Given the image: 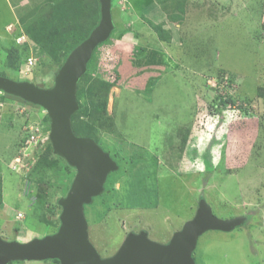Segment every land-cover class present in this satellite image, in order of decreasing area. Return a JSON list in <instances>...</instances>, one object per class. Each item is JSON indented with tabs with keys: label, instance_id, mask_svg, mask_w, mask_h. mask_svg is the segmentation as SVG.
I'll list each match as a JSON object with an SVG mask.
<instances>
[{
	"label": "rangeland",
	"instance_id": "obj_1",
	"mask_svg": "<svg viewBox=\"0 0 264 264\" xmlns=\"http://www.w3.org/2000/svg\"><path fill=\"white\" fill-rule=\"evenodd\" d=\"M40 1L0 0V74L49 88L88 25L64 32L55 56L28 37L19 42L22 10ZM112 16L115 29L80 82L87 92L100 79L116 81L108 98L115 126L100 132V145L119 169L85 206L91 242L102 257L131 232L168 243L204 198L218 217L245 220L203 233L196 264H264V0H114ZM1 99L0 236L29 241L56 229L43 215L62 210L57 203L73 173L61 162L39 166L41 149L25 148L33 127L51 125L46 109L5 93Z\"/></svg>",
	"mask_w": 264,
	"mask_h": 264
},
{
	"label": "water",
	"instance_id": "obj_2",
	"mask_svg": "<svg viewBox=\"0 0 264 264\" xmlns=\"http://www.w3.org/2000/svg\"><path fill=\"white\" fill-rule=\"evenodd\" d=\"M100 4L98 25L70 51L52 87L0 74V90L46 109L51 119L49 139L54 153L77 170L68 193L59 199L62 211L58 230L29 241L5 240L0 236V264L46 259H59L61 264H196L194 250L203 233L230 231L245 220L244 216L218 217L202 198L194 217L168 243L151 239L145 230L131 232L116 253L102 257L91 242L85 205L104 191L109 174L119 169L117 161L93 137L77 135L72 127V115L80 105L78 82L96 47L114 29L112 0H100Z\"/></svg>",
	"mask_w": 264,
	"mask_h": 264
},
{
	"label": "trees",
	"instance_id": "obj_3",
	"mask_svg": "<svg viewBox=\"0 0 264 264\" xmlns=\"http://www.w3.org/2000/svg\"><path fill=\"white\" fill-rule=\"evenodd\" d=\"M113 1L114 0H112V5ZM95 3V7H87L83 0H41L34 6L26 8L25 10H22L19 7L20 9L18 10H22L24 12L20 15L19 22L29 39L37 44L43 51H46L47 53L54 56L59 50L57 47L58 39L64 32H69L74 28L82 26L83 24H87L88 28L86 35L68 47V49L63 54L64 62L70 51L85 38H87L91 31L98 25L101 18L100 0H95ZM154 26L155 29L159 31L160 36L165 38V34H168V32H164L162 23H157ZM108 38L96 47L91 59L88 62L86 73L78 82L77 98L80 105L78 110H76L72 115V127L74 132L80 136L93 137L99 144L100 132L102 130L112 131L115 126L114 117L108 113V98L111 87L116 84V81L100 79L98 84L94 83L88 88L87 92L80 82L90 71V65L95 59L96 50L100 45L106 42ZM6 94L16 97L12 94ZM84 96L88 102L86 104H82L80 102V98ZM259 96L264 98L263 87L259 91ZM81 117H86L87 120ZM46 119L48 122L51 121L48 114L46 115ZM46 129L49 130L50 125H47ZM58 162L63 163L67 170L73 173L68 183V188L66 190L67 194L77 170L75 167L71 166L62 156L54 153L52 143L50 139H48L44 148H41L39 152L36 164H39V166L42 165L44 167H55L58 165ZM1 183L2 179L0 176V187ZM45 191L46 188L44 187L43 181L39 182L37 186L38 200H42ZM57 205L61 208L59 203H57ZM61 211L57 214L52 213L49 215L46 213L43 215V220L45 222L55 225L56 229L53 232H56L60 226ZM53 260L60 263L59 259Z\"/></svg>",
	"mask_w": 264,
	"mask_h": 264
},
{
	"label": "built area",
	"instance_id": "obj_4",
	"mask_svg": "<svg viewBox=\"0 0 264 264\" xmlns=\"http://www.w3.org/2000/svg\"><path fill=\"white\" fill-rule=\"evenodd\" d=\"M26 37L27 36L25 34H23L22 36H19L17 38V40L19 42L25 43V42L28 41V40H26ZM2 95H4V92L0 91V105H3V103H4V101L1 99ZM33 128L34 129L31 131L30 135H28V139L26 141L27 146L25 148H27L29 146V144L30 145L33 144V148L34 149L35 148H39V149L44 148V146H45V143H44L45 141L44 140H45L46 137H48V139H49L50 129L45 131L44 130V126L42 124H40V123L37 124L36 127H33ZM22 158H23L22 156H17L15 158V162L20 164ZM21 164H20L21 165L20 168H22L23 166H26L25 163H24V160H23V162H21Z\"/></svg>",
	"mask_w": 264,
	"mask_h": 264
},
{
	"label": "clouds",
	"instance_id": "obj_5",
	"mask_svg": "<svg viewBox=\"0 0 264 264\" xmlns=\"http://www.w3.org/2000/svg\"><path fill=\"white\" fill-rule=\"evenodd\" d=\"M0 91H3V90H0ZM4 93H5V95H6V92L5 91H3Z\"/></svg>",
	"mask_w": 264,
	"mask_h": 264
}]
</instances>
